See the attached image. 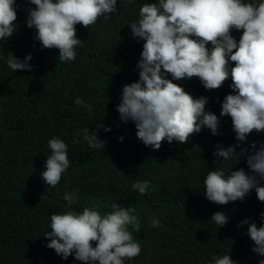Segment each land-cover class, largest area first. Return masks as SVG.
Masks as SVG:
<instances>
[{
    "label": "clouds",
    "instance_id": "1",
    "mask_svg": "<svg viewBox=\"0 0 264 264\" xmlns=\"http://www.w3.org/2000/svg\"><path fill=\"white\" fill-rule=\"evenodd\" d=\"M0 264H264V0H0Z\"/></svg>",
    "mask_w": 264,
    "mask_h": 264
},
{
    "label": "trees",
    "instance_id": "2",
    "mask_svg": "<svg viewBox=\"0 0 264 264\" xmlns=\"http://www.w3.org/2000/svg\"><path fill=\"white\" fill-rule=\"evenodd\" d=\"M32 124L29 125V128L27 127V131L31 130Z\"/></svg>",
    "mask_w": 264,
    "mask_h": 264
}]
</instances>
